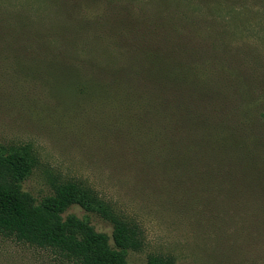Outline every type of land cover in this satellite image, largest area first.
<instances>
[{
	"label": "rangeland",
	"instance_id": "1",
	"mask_svg": "<svg viewBox=\"0 0 264 264\" xmlns=\"http://www.w3.org/2000/svg\"><path fill=\"white\" fill-rule=\"evenodd\" d=\"M263 114L264 0H0V144L37 159L22 190L94 189L141 228L129 264H264ZM0 264L72 263L0 236Z\"/></svg>",
	"mask_w": 264,
	"mask_h": 264
},
{
	"label": "trees",
	"instance_id": "2",
	"mask_svg": "<svg viewBox=\"0 0 264 264\" xmlns=\"http://www.w3.org/2000/svg\"><path fill=\"white\" fill-rule=\"evenodd\" d=\"M164 63L173 65L161 59L157 66L161 69ZM169 65L164 68L167 82L188 79V74L178 76L176 64ZM156 82L163 84L160 79ZM36 165L37 159L29 147L9 150L0 144V236L49 249L72 264H129L127 253L143 249L144 238L138 224L125 219L90 187L71 181L54 182L53 194L40 202L23 191L21 184ZM74 205L111 223L113 246L110 237L98 232L87 220L65 216ZM147 264L175 261L169 256L151 255Z\"/></svg>",
	"mask_w": 264,
	"mask_h": 264
}]
</instances>
